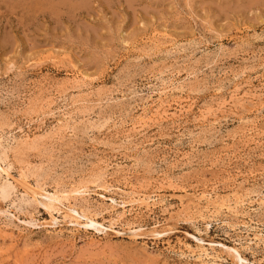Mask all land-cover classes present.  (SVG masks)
<instances>
[{"label":"rangeland","instance_id":"374dc122","mask_svg":"<svg viewBox=\"0 0 264 264\" xmlns=\"http://www.w3.org/2000/svg\"><path fill=\"white\" fill-rule=\"evenodd\" d=\"M17 1L0 264H264V0Z\"/></svg>","mask_w":264,"mask_h":264},{"label":"bare ground","instance_id":"6f19581e","mask_svg":"<svg viewBox=\"0 0 264 264\" xmlns=\"http://www.w3.org/2000/svg\"><path fill=\"white\" fill-rule=\"evenodd\" d=\"M17 1V0H16ZM18 2V1H17ZM25 3V2H24ZM175 88V87H174ZM181 88V87H180ZM167 94V93H166ZM176 94V93H175ZM162 95V94H161ZM55 120V119H54ZM58 122V121H57ZM67 123V122H66ZM66 125V124H65ZM63 126V125H62ZM70 126V125H69ZM60 128V127H59ZM63 128H65V127H63ZM102 128V127H101ZM13 136V135H12ZM14 140V139H13ZM23 141V140H22ZM24 142V141H23ZM11 145V144H10ZM35 145V144H34ZM9 147V146H8ZM33 148V147H32ZM11 150V149H10ZM3 151H4V149H3ZM2 154H3V152H2ZM1 153H0V177H2V175L3 174H5V177H4V180H2V181H0V199L3 201V200H6L8 197H10L9 195H10V193H11V190L13 189V191H14V188H15V185H14V183L12 182V181H10L9 180V176H10V173H9V170H10V166L9 165H11V164H5V165H3V163L5 162V157L3 156L4 154H5V152H4V154L2 155ZM6 155V154H5ZM7 159V158H6ZM7 161V160H6ZM7 163V162H6ZM6 165H8V166H6ZM25 169H27V168H25ZM28 172V171H27ZM28 174V173H27ZM26 174V175H27ZM32 175V174H31ZM99 175V174H98ZM28 176V175H27ZM100 177V176H99ZM40 178V177H39ZM107 185V184H106ZM66 189V188H65ZM63 190V189H62ZM82 190H84V189H80V188H77V192H80V191H82ZM254 190V189H253ZM64 191V190H63ZM219 191V190H218ZM60 192H62V191H60ZM75 192V191H74ZM122 192V191H121ZM245 192V191H244ZM48 193V192H47ZM46 193V194H47ZM66 193V192H65ZM125 194H127V193H125ZM66 195V194H65ZM69 195V194H68ZM67 195V196H68ZM122 195V194H121ZM67 196H65V198L67 197ZM80 196V195H79ZM46 197L49 199V200H51V201H55V200H57V201H60V199H59V197L57 196H55L54 197V195H52V194H48V195H46ZM46 197H44V198H46ZM76 197V196H75ZM130 197V196H129ZM21 198V197H20ZM61 198V197H60ZM31 199V198H30ZM221 199V198H220ZM23 200V199H22ZM25 200V199H24ZM122 200V199H121ZM137 200V199H136ZM222 200V199H221ZM234 201H235V199H233ZM7 201V200H6ZM129 201V200H128ZM137 201H139V199L137 200ZM12 202V201H11ZM30 203V202H29ZM60 203V202H59ZM190 203V202H189ZM243 203V202H242ZM18 204V203H17ZM28 204V203H27ZM52 204V203H51ZM130 204V203H129ZM198 204V203H197ZM153 205V204H152ZM90 206V205H89ZM141 206H142V204H141ZM205 206V205H204ZM115 207V206H114ZM91 208V207H90ZM241 208V207H240ZM74 210V209H73ZM4 211H7V210H4ZM2 212V211H1ZM198 213V212H197ZM78 214V213H77ZM118 217V216H117ZM32 218V217H31ZM248 218V217H247ZM89 219H91V218H89ZM90 223H92V224H94L95 225V223L96 222H94V219L93 220H91V222ZM89 223V224H90ZM88 224V225H89ZM232 226V225H231ZM102 227V226H101ZM100 231V230H99ZM262 237V236H261ZM262 239V238H261ZM213 247V246H212ZM232 252V251H231ZM233 253V252H232ZM196 263V262H195Z\"/></svg>","mask_w":264,"mask_h":264}]
</instances>
